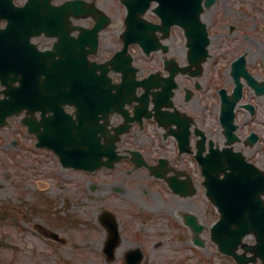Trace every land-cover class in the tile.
<instances>
[{"label":"rangeland","instance_id":"1","mask_svg":"<svg viewBox=\"0 0 264 264\" xmlns=\"http://www.w3.org/2000/svg\"><path fill=\"white\" fill-rule=\"evenodd\" d=\"M62 1L55 0L56 3ZM99 4L113 18V24L101 34L97 57L103 59L121 46L119 34L126 8L120 0H99ZM148 17L155 18L151 12ZM205 19L210 27L212 43L211 57L202 77L205 83L200 93V104L208 106L211 137L221 143L218 90L223 85L232 86L226 74L232 60L242 53L249 55L250 61L259 58L255 62L257 64L250 63V68L259 77H264V0H216L206 11ZM90 21L81 22L90 26ZM184 39L182 30L174 28L168 43L175 54H182ZM133 52L136 64L141 68L140 75L160 66V53L146 56L138 46L133 48ZM255 102L257 112L249 121H246V111L239 109L240 134L251 129L261 134L254 159L264 168V96ZM197 106L196 103L194 112L199 113ZM21 120V116H13L9 126L0 128V205L8 213L0 217V264H121V257L107 262L96 248L103 241L102 231L94 228H98V213L110 207L118 210L125 237L132 242L144 239L151 255L146 258V264H236L231 257L220 253L210 240V226L218 213L206 198L201 175L196 176L198 193L183 201L181 206L194 208L207 225V246L199 248L186 241L188 248H183L185 240L177 241L175 230L166 224L167 219L173 221L174 218L162 209H157L160 224L151 225L154 229L150 233H141L138 229L141 215L148 212L144 204L162 207L159 191L163 190L160 185L154 186L141 175V171H135L131 177L121 174L118 171L125 167L124 163L117 166V174L105 170L88 173L66 169L55 154L35 147L36 136L28 133ZM116 187L122 189L123 194L117 192ZM146 190L150 192L147 194ZM165 198L171 206L169 195L165 194ZM148 213L155 217L154 213ZM68 217L77 218V222L64 219ZM37 224L42 229L59 233L66 240L50 238ZM137 234L139 238H136ZM184 236L189 239L187 231ZM253 239L248 237V240ZM154 243L157 244L155 247ZM164 249L169 250L165 252Z\"/></svg>","mask_w":264,"mask_h":264},{"label":"water","instance_id":"2","mask_svg":"<svg viewBox=\"0 0 264 264\" xmlns=\"http://www.w3.org/2000/svg\"><path fill=\"white\" fill-rule=\"evenodd\" d=\"M124 1L128 5L129 14L127 17L128 28L125 32L126 45L122 53L127 52L128 44L133 41L139 42L148 51L160 48L161 44L155 36L156 29H165L168 35L171 25L177 23L184 27L188 37L190 61L200 65L206 59L208 56L207 45L210 39L206 24L200 19V14L203 11L202 0H159L160 5L156 8V11L162 17L163 25L151 23L141 17L150 7L151 0ZM213 1L207 0V3L212 4ZM47 2L48 18L45 17L43 8L39 4L34 3L27 8V11L35 17L32 22L33 26L37 25L40 28H45V25L48 24V34H58L62 38L61 41L55 44L56 51L52 50L47 53L48 69L45 70L47 77L43 81L28 70L26 72L20 71L19 66L21 64L8 62L10 56L4 51L5 47L2 48L3 41H0L2 44L0 45V76L2 84L6 86L5 89L0 90V94L1 92L5 94L3 98L0 95V124L4 125L8 115L20 113L24 107L31 108L34 105L41 107L40 109L43 111L41 120L36 119L33 108L28 111L32 113L31 116L24 119V122L29 125V130L37 133L39 146L55 148L60 154L64 166L93 170L103 165V163L111 165L114 161L113 158L108 161L103 160V156L110 149L109 145L98 144L95 135L90 129L83 126L84 124L79 125L77 133V143L82 147L79 151L64 148L63 143L55 140L56 134L51 138L48 135V116H46L48 101H45L43 105H39L40 97L48 90V82L50 86L56 87L58 78L61 80V86L63 87H81L85 90H95L99 102L89 108L91 111H88V116L96 115L98 117V114H102L100 117L105 119V123H101L98 127L105 133V126L109 123V113L122 107L127 97L133 99L134 96L132 95L137 85L142 84L147 91L160 85L159 75L151 74L144 80L137 82L136 69H131L133 76H130L128 69H125L122 82L115 84L107 76V64H101L97 67L101 68L102 73L96 74L95 77L87 74L78 77L87 72L77 73L75 69L78 66L85 68V64L88 65L86 56L98 47L97 32L105 25V17H101L95 11L93 5L84 0H70L57 7L50 4L51 0H47ZM53 9L56 10L52 11ZM69 12L77 16H87L90 12H93L101 18H99V24L94 28L82 29L83 32L79 38L82 46L67 52L65 51V44L61 43L63 41L61 29L68 21L63 20L60 22L54 17H58V13L67 15ZM24 15L26 16V12H24ZM18 21L17 18L11 19L12 24ZM88 45L91 47L90 49L87 48ZM57 54L62 57L60 61L53 59ZM76 56L83 57L85 60L78 63L70 59ZM243 60L244 56L236 61L235 73L238 72L237 63H243ZM177 71L178 69L171 70V75L165 78L166 86H163L168 99L173 95L172 89L176 85L174 78ZM19 73L27 74L20 78V85L16 86L14 83L19 79ZM55 75L57 76L55 77ZM236 81L239 80L236 78ZM251 83L259 93L264 92V84H259L254 80ZM241 87L242 85L238 82L232 98L223 96L222 119L228 123L225 124L230 134H233V130L236 128L233 110L241 96ZM113 89L118 91L113 93ZM91 95L92 93L87 96L90 98ZM82 113L86 115L87 111ZM62 127L68 126L63 125ZM98 127L95 133L98 131ZM68 130V128H61L56 133ZM69 138H72V136H69ZM232 141L233 139L230 140V142ZM94 143L96 148L99 147V152L93 150ZM110 147L113 148L114 145L111 144ZM231 152V149H225L224 151L216 149L212 156L203 163V170L209 178L206 182L208 193L221 212L220 220L212 229L213 240L219 245L222 252L232 255L238 264H250L256 262L258 258H261L264 263V200L262 197L264 195V171L247 163L240 153L233 154ZM227 169H231V171L228 172ZM222 171L226 173L224 178L220 177ZM249 233L255 234L256 244L251 245L243 242V238ZM240 245L244 248L242 253L238 252ZM248 252H252L253 255H248Z\"/></svg>","mask_w":264,"mask_h":264},{"label":"flooded vegetation","instance_id":"3","mask_svg":"<svg viewBox=\"0 0 264 264\" xmlns=\"http://www.w3.org/2000/svg\"><path fill=\"white\" fill-rule=\"evenodd\" d=\"M17 4H23L26 0L20 1V0H14ZM6 21L0 22V26H5ZM34 41L39 45L40 49H44L43 45H48V41H54L53 38H50L46 36L45 34L39 35L34 39ZM48 47V46H46ZM253 61H250L249 55H247V66L248 69L254 73L251 68H250V63L252 64H257L259 58L252 59ZM263 60V68H264V59ZM185 62V61H184ZM231 68V67H230ZM230 68L227 69L226 74L228 75L229 79L232 82V86L229 88L228 86H221L226 88L228 91H232L234 87V81L232 78V75L230 73ZM160 70L163 71V74H167V71L165 70V57L162 55L161 61H160ZM205 72V70H204ZM203 72V75H204ZM202 76H194L191 74H180L178 76V86L175 89V95L173 97L174 103H175V108L172 109V111H180L182 112L181 117H185L186 115L190 116L192 119V124L187 123L185 121L182 122V135H186L188 131H190V151L181 153L180 152V147L178 144V140L174 134L171 133V126H168L164 128L163 126L159 125V122L156 121L154 118L147 119L143 123V125L134 124L135 126L133 128L139 129L141 136L138 137L137 133L133 137L136 141L139 142L141 146V150L143 151V154L146 158V160L150 164H157L159 163V160L162 159L164 161L163 165V170H167V176H172L176 173V171L182 172L183 175H180L181 178L186 179L187 176H190V179H192V185H196L195 177L198 173H200L199 167L197 165V158L196 155L198 154V151L201 150L202 147H205V150L202 152L203 155H206L210 149H211V143L210 141L212 140L211 137V128L208 124L209 121V114H208V106L204 103L203 105L200 104L201 98H200V93L202 89L204 88L203 82L202 81ZM255 76L260 78L256 73H254ZM243 81L245 82L244 86V98L242 100V103L239 104L236 108V122L238 124V129H237V135L239 137V140L235 142L234 144V149L235 150H240L242 151L247 158L250 161L257 162L255 161V156L254 153L256 152V147L257 144L261 140V134L254 129H251L247 131L246 133H243L242 135L240 134V123H239V109H243L247 113V118L246 121H249L251 116H255L257 112V103L255 100L259 97L248 85L246 78L243 76L242 77ZM200 84V87H199ZM250 93L249 95L247 93ZM189 96V97H188ZM264 96V95H263ZM251 103L254 104V109L253 112L250 111L244 103ZM198 104L197 106V112L196 109L194 108L195 104ZM133 105L130 106V109H133ZM67 109L69 111H73L74 108L67 106ZM254 114V115H253ZM162 117H165V114H162ZM114 121L116 124L120 123L123 118L120 114H114ZM181 128L177 125H175V129L180 132ZM258 133L260 135L259 140L252 146L247 144L248 137H250L251 133ZM223 133V131H222ZM125 143V140L123 139L122 142L120 143V146ZM130 144V142H127ZM131 146V145H129ZM123 146L121 147L122 150H125L126 148H131V147ZM143 172L141 175L145 176L148 178V181L152 184L154 183L155 185H160L161 189L163 191H159L160 197H162V202L161 205L162 207L160 208H153L152 206L144 204V209L148 212L154 213L155 217L153 215L149 214L148 212H143V218L141 220L139 230L141 233H150L151 229H154L153 227H150L151 225H159V217H158V211L157 209H162L164 210L167 214H170L174 220L170 221L167 219L166 224L172 227V229L175 230V235L177 238L180 239V233H179V227H180V216L184 214L185 212H181V198L182 196L180 194L175 193L171 186L170 182L166 178H158L155 175H153L152 170L150 168H144L143 170H140ZM118 172L121 174H125L128 177H131L133 173H128V169H121ZM110 173H116L117 171L114 170L113 172ZM193 177V178H192ZM194 179V180H193ZM195 181V183H194ZM119 190H116L117 192L122 193V189L118 188ZM145 193H149L150 190L144 191ZM165 194L169 195L170 200L172 201L171 206H168L167 200L165 198ZM194 195H190L188 197H183L184 201L186 202L187 199L193 198ZM123 203V202H122ZM113 211H115L118 216L119 212L116 210V208L110 207ZM190 211L195 212V209L190 207ZM101 215L98 214L97 218V224H98V229L102 230L103 233V243L100 246V253L105 254L104 252V243H105V238H106V230L104 229V226L101 223ZM144 220V222H143ZM175 221L177 223L175 224ZM119 223H120V231H121V239L119 241V247L117 250L120 251V248L123 246L125 241H129L127 237H125L122 233L125 232V227L122 226V222L119 217ZM144 224V225H143ZM139 234L136 235V238L138 237ZM139 245L141 246H146L144 239L140 238L138 239ZM157 245L156 243L153 244L155 247ZM160 246V245H159ZM130 246H128L126 249H128ZM125 249V250H126ZM124 250V251H125ZM169 249H164L163 251L167 252Z\"/></svg>","mask_w":264,"mask_h":264},{"label":"bare ground","instance_id":"4","mask_svg":"<svg viewBox=\"0 0 264 264\" xmlns=\"http://www.w3.org/2000/svg\"><path fill=\"white\" fill-rule=\"evenodd\" d=\"M205 17V16H204Z\"/></svg>","mask_w":264,"mask_h":264}]
</instances>
